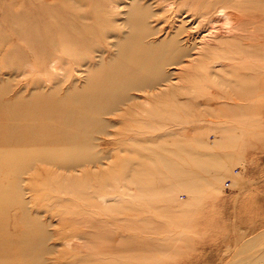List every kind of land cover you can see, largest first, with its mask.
Returning a JSON list of instances; mask_svg holds the SVG:
<instances>
[{
  "label": "rangeland",
  "instance_id": "1",
  "mask_svg": "<svg viewBox=\"0 0 264 264\" xmlns=\"http://www.w3.org/2000/svg\"><path fill=\"white\" fill-rule=\"evenodd\" d=\"M0 264H264V0H0Z\"/></svg>",
  "mask_w": 264,
  "mask_h": 264
},
{
  "label": "bare ground",
  "instance_id": "2",
  "mask_svg": "<svg viewBox=\"0 0 264 264\" xmlns=\"http://www.w3.org/2000/svg\"><path fill=\"white\" fill-rule=\"evenodd\" d=\"M56 61V60H55ZM57 62V61H56ZM55 62V63H56ZM50 67H52V65L50 66ZM55 69H56V67H55ZM57 71V70H56ZM61 71V70H60ZM58 72V71H57ZM107 79H108V76H107ZM115 86V85H114ZM117 88V87H116ZM28 223H30V221H28ZM31 224V223H30Z\"/></svg>",
  "mask_w": 264,
  "mask_h": 264
}]
</instances>
